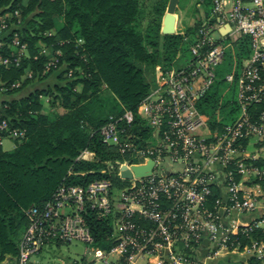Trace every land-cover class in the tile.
<instances>
[{"label": "built area", "instance_id": "1", "mask_svg": "<svg viewBox=\"0 0 264 264\" xmlns=\"http://www.w3.org/2000/svg\"><path fill=\"white\" fill-rule=\"evenodd\" d=\"M211 7L213 21H202L188 45V57L182 65L161 71L155 87L138 106L147 139L139 143L140 138L124 127L134 121L128 109L109 116L99 128L105 144L129 157L110 163L116 166L124 185L117 189L105 178L87 185L60 184L51 200L26 211L28 223L18 244L16 264H40L34 257L43 247L73 241L83 242L85 251L65 264H84L86 255L93 264H136L143 260L147 264H190L184 250L203 238L215 252L241 245L240 231L249 235L255 223L233 232L221 214L254 209L252 197L258 193L253 182L264 177V164L258 165L257 158L247 153L250 141L264 140V0H212ZM10 17L11 12L0 13V35L10 28ZM241 37L247 38L249 53L242 59L237 76L231 71L223 77L227 83H236L237 115L211 129L198 104L219 79L216 68L224 62L228 47ZM11 43L19 47L13 58L17 64L26 45L20 43L17 33ZM57 60L53 57L46 67L56 65ZM9 62V58L0 59L3 65ZM19 84L16 81L12 86ZM23 135V129L0 121L1 144L5 138ZM88 153L84 150L79 157L87 159ZM149 159L154 162L149 174L120 176L122 166L131 169ZM215 192L219 195L212 198ZM86 208L95 210L98 218L109 219L110 239L114 241L109 248L93 244L83 216ZM250 244L256 260L264 264V244L254 239ZM197 264L217 263L208 260Z\"/></svg>", "mask_w": 264, "mask_h": 264}, {"label": "trees", "instance_id": "2", "mask_svg": "<svg viewBox=\"0 0 264 264\" xmlns=\"http://www.w3.org/2000/svg\"><path fill=\"white\" fill-rule=\"evenodd\" d=\"M139 1L0 0V13H12L10 28L0 35V59H10L7 65L0 63V121L24 130L23 137L12 138L11 150H4L0 143V261L18 256L28 223L26 211L51 200L60 184L87 185L105 178L115 188L124 185L110 163L129 157L105 144L99 128L109 116L128 109L134 121L119 124L137 135L139 143L147 139L138 106L155 87L160 72L179 66L178 59L189 55L188 45L202 23L197 19L185 32L164 34L160 30L164 8H157L154 19L140 29ZM197 5L212 22V0H198ZM15 33L26 45L17 64L13 58L19 47L11 43ZM40 44L48 49L46 53ZM227 50L222 69L237 76L249 53L247 38H238ZM53 57L58 59L56 65L46 67ZM70 70L71 76L67 75ZM16 81L20 84L12 86ZM236 88L235 82L219 79L200 100L198 108L208 116L211 129L237 115ZM41 97L56 108L53 113L44 112ZM84 150L93 157L80 158ZM218 195L215 192L212 198ZM83 216L93 244L109 248L114 243L109 219L98 218L91 208ZM238 236L243 243L245 234ZM249 236L264 240L257 228ZM249 264L260 263L252 258Z\"/></svg>", "mask_w": 264, "mask_h": 264}, {"label": "crops", "instance_id": "3", "mask_svg": "<svg viewBox=\"0 0 264 264\" xmlns=\"http://www.w3.org/2000/svg\"><path fill=\"white\" fill-rule=\"evenodd\" d=\"M178 3V2H177ZM177 3L175 5V11L177 8ZM174 11V13H175ZM59 22H57V25ZM175 28H176V20H175ZM43 53H46L47 51H44L45 47H42ZM43 99L44 103V110L47 111L48 108H50L47 104L48 98L41 97ZM53 110V108H51ZM7 140H12V138H5ZM4 139V140H5ZM15 146V141L13 142V145L11 148ZM4 149V148H3ZM6 150V149H4ZM11 150V149H10ZM92 153V152H91ZM88 153L86 154L87 158H92L93 154ZM247 153L250 154L253 157L257 158V164L263 165L264 164V140L262 141H250L249 145L247 147ZM255 191L258 193L257 197H252L255 201V207L254 209L250 210V212H239L235 211L230 213L224 212L221 214V220L227 227L231 226L233 229V232H237L241 230L243 227L247 225H251V223H255V227L260 232L264 234V177L261 181H255ZM242 233L241 231L239 234ZM23 235V234H22ZM22 237V236H21ZM244 238L243 243L240 241L241 245L238 246H230L222 249H217L214 252V248H212V245H210L209 241L206 238H203L202 241H200L195 246H190L184 250L186 257L190 260V264H197L200 262H208L212 261L217 264L221 263H234V264H249L252 258L256 260V258L253 255V251L250 249L251 246V239H254L256 241L261 242L264 244L263 239L253 238L249 235ZM20 241V240H19ZM51 247L52 245H47L42 248V251L34 257V260L39 262L40 264H57V262L64 261L65 263H68L70 260L77 259H64L62 257L57 258L54 256V254L51 253ZM213 249V250H212ZM208 254H211V257L207 258ZM83 256V255H81ZM81 256H78L81 257ZM89 256V255H88ZM88 256L85 257L84 264H93L89 259ZM91 259V256H90ZM17 257H6L3 262L4 264H16ZM257 261V260H256ZM99 264V263H96ZM136 264H147L146 261H138Z\"/></svg>", "mask_w": 264, "mask_h": 264}, {"label": "rangeland", "instance_id": "4", "mask_svg": "<svg viewBox=\"0 0 264 264\" xmlns=\"http://www.w3.org/2000/svg\"><path fill=\"white\" fill-rule=\"evenodd\" d=\"M198 0H178L177 3V8L175 11V18H176V28H175V33H181L185 32L186 28L188 26H191L195 20L201 19L202 21H205L206 17H204V13L202 8L197 5ZM168 0H140L139 1V15H138V27L140 29H143L149 22H151L154 19V13L157 10V8L163 9V14L160 17V26L162 23V19L164 17V14L167 10ZM199 10V11H196ZM40 47H43V44H40ZM43 48L41 49V51ZM48 51L47 48H44V51ZM228 52V50H227ZM226 52V56L227 53ZM225 56V58H226ZM180 57V56H179ZM188 57L187 54L182 56L180 59H178V65H182V62L185 60V58ZM224 62L219 65L216 68L217 72V77L219 79L223 80V77L227 72H231V70L227 69H222ZM218 79V80H219ZM56 110L54 107L53 110ZM53 110L51 108H48L47 111L44 110V112L48 113H53ZM59 111H62V108L59 107ZM216 115H218V110L215 111ZM13 142L11 139L10 140H3L2 147L6 150H10ZM90 159V158H87ZM120 187H117L119 189ZM85 251V244L81 241H73L71 243H60V244H53L51 247V253L54 254V256L57 258H64V259H72V258H77L78 256L83 255ZM88 259H90V256H88ZM57 264H65L64 261L62 262H57Z\"/></svg>", "mask_w": 264, "mask_h": 264}, {"label": "water", "instance_id": "5", "mask_svg": "<svg viewBox=\"0 0 264 264\" xmlns=\"http://www.w3.org/2000/svg\"><path fill=\"white\" fill-rule=\"evenodd\" d=\"M178 0H168L167 10L162 19L160 30L164 34H173L175 33V5ZM153 160L149 159L146 163L141 165H134L131 169L122 166L120 168V176L123 178H130L132 175L141 177L142 175H147L151 172L153 168Z\"/></svg>", "mask_w": 264, "mask_h": 264}]
</instances>
